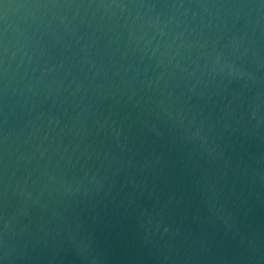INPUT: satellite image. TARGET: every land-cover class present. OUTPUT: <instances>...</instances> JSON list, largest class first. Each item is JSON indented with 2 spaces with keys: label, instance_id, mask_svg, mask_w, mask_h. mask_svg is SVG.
<instances>
[{
  "label": "water",
  "instance_id": "1",
  "mask_svg": "<svg viewBox=\"0 0 264 264\" xmlns=\"http://www.w3.org/2000/svg\"><path fill=\"white\" fill-rule=\"evenodd\" d=\"M0 264H264V0H0Z\"/></svg>",
  "mask_w": 264,
  "mask_h": 264
},
{
  "label": "clouds",
  "instance_id": "2",
  "mask_svg": "<svg viewBox=\"0 0 264 264\" xmlns=\"http://www.w3.org/2000/svg\"><path fill=\"white\" fill-rule=\"evenodd\" d=\"M167 229H165V231H166Z\"/></svg>",
  "mask_w": 264,
  "mask_h": 264
}]
</instances>
